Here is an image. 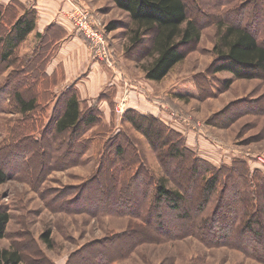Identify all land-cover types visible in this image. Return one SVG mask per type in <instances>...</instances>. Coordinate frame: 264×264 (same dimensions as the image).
Segmentation results:
<instances>
[{"label":"rangeland","instance_id":"obj_1","mask_svg":"<svg viewBox=\"0 0 264 264\" xmlns=\"http://www.w3.org/2000/svg\"><path fill=\"white\" fill-rule=\"evenodd\" d=\"M63 1L69 9L58 14L71 22L69 15L73 8L70 3L76 4V1ZM183 1L190 15L197 18L195 13L203 15L196 18L201 30L200 40L182 47L184 59L160 82L145 78L143 69L152 61L150 37L145 36L141 43L132 44L133 25L127 14L116 9L109 0H83L84 5L76 4L89 11L104 34L110 45L112 66L97 56L79 34L86 46L87 60L84 65L77 66L79 62L72 63L73 67L65 65L66 72L73 70L76 75L71 76L68 86L62 84V75H58L51 91L59 95L68 87H74L85 99L81 101V108L94 107L100 122L81 134L83 143L91 142L88 147H82L83 153L82 149H68L69 159L75 156L76 159L63 161L66 167L60 168L57 163L61 149H54L52 154L47 150L37 153L30 169L23 170L17 165L6 170L11 176L0 186V207L8 212L10 220L0 240V251L16 247L31 264H262L247 257L242 250L211 246L194 236L176 239L182 228L172 229L173 215L151 208L152 190L144 197L140 178L132 182L130 191H135V196L128 208L121 206L125 204L120 202L121 194L111 197L120 204L109 205L106 199V191L112 184L106 171L115 156L113 150L117 141L122 142L131 166H135L133 169L142 167L156 180L163 176L168 178L174 171L168 168L166 172V162L161 163L147 139L131 128L125 119L129 111L158 119L181 136L185 148L196 158L215 168L230 167L239 161L251 172L256 170L264 174V78L233 80L228 73H212L219 65L213 51L217 39L215 24L218 21L233 24L242 11L243 15L247 14L245 19L250 20L247 12H253L259 3L256 0ZM70 25L76 31L73 24ZM109 27L115 30H106ZM37 44L36 34L32 32L18 54L31 53ZM93 64H98L95 65L100 74L97 78L91 69ZM13 70L8 68L0 75V91ZM208 74L212 79L208 85L211 94L203 89L202 77ZM195 81L202 91L201 98ZM227 82L230 85L226 88ZM103 100H108L107 106ZM121 104L123 108L119 112ZM51 108L52 105L47 114H38L44 127ZM18 119L19 115L8 112L7 102L0 92V149H5ZM114 138L117 139L113 141ZM11 161V166L15 161L19 164L15 158ZM169 180L170 187H178L175 177ZM90 188L105 189L100 193L105 202H94L102 204L105 211L97 209L93 214L89 212L91 204L83 206V201L88 203ZM45 232H49L52 241L49 249L41 239Z\"/></svg>","mask_w":264,"mask_h":264},{"label":"trees","instance_id":"obj_2","mask_svg":"<svg viewBox=\"0 0 264 264\" xmlns=\"http://www.w3.org/2000/svg\"><path fill=\"white\" fill-rule=\"evenodd\" d=\"M109 1L116 9L127 14L133 25L130 31L132 44L141 43L145 36L150 37L152 61L143 71L145 78L151 82L163 80L184 59L182 47L200 40L197 17L190 15L191 11L183 0ZM256 1L258 7L251 13L247 12L250 20L245 19L247 14L243 15L242 11L233 24L226 25L222 21L215 24L217 39L213 51L219 65L214 67L213 74L228 73L233 80L264 78V0ZM195 14L203 17L201 13ZM35 28L34 10L25 9L17 1L7 6L0 5V75L8 68L14 69L6 77L0 92L7 102L8 112L20 116L9 133L5 149H0V186L11 176L6 171L8 168L20 165L23 170L30 169L37 153H44L45 150L52 154L54 149H61L56 162L60 168L66 167V161L76 159V156L69 159L71 155L68 149H82L83 153L85 149L82 147H88L91 142L87 140L83 143L81 134L100 122V115L94 107L81 108L82 102L74 87H68L59 95L51 91L57 82L54 74L47 73V63L54 51V42L47 32L46 36L36 35L38 44L31 53L18 54ZM106 30L115 29L109 27ZM55 37L58 38V35ZM210 77L209 74L202 77L203 89L209 94ZM229 85L230 82H227L225 87ZM195 88L201 98L202 91L196 81ZM50 105V117L44 127L38 114H47ZM125 119L132 129L147 139L160 162H166V172H169L168 168L174 171L168 174V178L163 176L156 180L142 167L133 169L135 166H131L132 161L127 157L122 142L117 141L119 144H114L113 150L115 156L108 163L110 167L106 171L112 182L106 191L108 204L124 201L125 204L121 206L128 208L129 201L134 200L135 196V191H130L132 182L140 178L143 196L146 197L152 190L151 208L173 215L172 229L182 228L179 238L176 235L173 238L194 236L211 246L242 250L247 257L264 264V174L256 170L251 172L239 161L233 162L230 167H213L196 158L185 148L180 135L152 116L129 111ZM48 135L51 137L46 138ZM109 153L110 149L107 155ZM12 158L18 160L19 164L15 161L11 166ZM61 161H65L64 165ZM173 177L178 181L177 188L169 185V179ZM104 190L90 188L86 199L88 203L83 201L85 207L91 204L92 210L89 209V212L95 214L97 209L105 211L102 204H94L105 202L100 194ZM117 193L123 196L120 202L111 198ZM213 201V207L209 208ZM9 220L8 212L0 207V240L5 236ZM41 239L48 249L52 247L49 232H45ZM0 264L31 263L23 258L19 249L11 247L0 251Z\"/></svg>","mask_w":264,"mask_h":264},{"label":"crops","instance_id":"obj_3","mask_svg":"<svg viewBox=\"0 0 264 264\" xmlns=\"http://www.w3.org/2000/svg\"><path fill=\"white\" fill-rule=\"evenodd\" d=\"M13 1H17L27 10H34L36 12V28L34 30V33L36 35L39 33L46 36L47 32L49 39H52L54 42V45L52 46V49H54L53 56L47 63V70L51 71V73H47L54 74L55 77H57L58 75H62V84L67 85V83L71 79V76H74L76 74H73V70H67L66 72L65 65L73 67L72 63H76L77 65V62H79L77 66H79L80 64L84 65L87 60L86 46L84 45L83 39L81 38L79 33L71 27V22L66 21L65 18L58 14L59 12L68 10V4L63 0H0V5L7 6L10 5ZM75 1L76 4H79L81 6L84 5L83 0ZM84 7L88 8L86 6ZM56 35H58V38L55 37ZM52 36L55 38H52ZM95 65L96 64L91 65V69L95 77L97 78V76H99L100 74ZM110 66H112V63L110 64ZM86 80H89V78H87ZM92 80L94 79L92 78L91 81ZM80 100L82 102L85 101L81 94ZM103 101L107 106L108 100ZM122 108L123 104L118 107V111L121 112Z\"/></svg>","mask_w":264,"mask_h":264},{"label":"built area","instance_id":"obj_4","mask_svg":"<svg viewBox=\"0 0 264 264\" xmlns=\"http://www.w3.org/2000/svg\"><path fill=\"white\" fill-rule=\"evenodd\" d=\"M70 5L73 9L69 15V20L76 31L86 39L90 49L94 51L97 56L110 62V65L112 60L109 50L110 45L95 20L93 21V19H91L88 10L79 8L75 2L71 1Z\"/></svg>","mask_w":264,"mask_h":264}]
</instances>
